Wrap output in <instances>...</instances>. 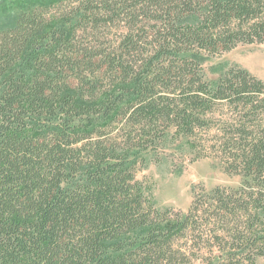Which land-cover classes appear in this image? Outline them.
<instances>
[{
	"label": "trees",
	"instance_id": "trees-1",
	"mask_svg": "<svg viewBox=\"0 0 264 264\" xmlns=\"http://www.w3.org/2000/svg\"><path fill=\"white\" fill-rule=\"evenodd\" d=\"M116 19L119 52L86 41ZM240 43H264V0H0V264H199L177 242L213 222L206 264L264 257V82L203 70ZM200 131L241 185L158 209L137 170Z\"/></svg>",
	"mask_w": 264,
	"mask_h": 264
},
{
	"label": "rangeland",
	"instance_id": "rangeland-1",
	"mask_svg": "<svg viewBox=\"0 0 264 264\" xmlns=\"http://www.w3.org/2000/svg\"><path fill=\"white\" fill-rule=\"evenodd\" d=\"M62 6L63 9L60 10H64V6L68 5ZM125 31V25L121 20L116 19L114 24L89 28L84 37L87 42L100 47L102 45L107 52H119L121 37ZM150 40L145 39L142 42V48ZM140 51L144 53L143 49ZM232 66L244 68L264 82V43H240L229 51L206 56L203 62L205 77L210 81H217ZM227 115L228 112L224 107H216V118L210 123L213 131L222 125ZM257 116L255 122L264 124V115L258 114ZM170 131L172 135L175 132L174 129ZM212 135V132L206 131L198 132L195 137L174 135L166 142L161 141L156 151L158 155L148 160L144 166L139 167L137 177L143 181L148 196L158 209L188 213L195 196L201 205L209 209L212 201L207 195L215 188L232 189L241 185L242 176L228 173L226 171L227 162L222 155L207 147V140L209 144L213 140ZM195 141H202V143L195 146ZM234 222L240 232L244 234L248 232L245 220L240 219L239 224L237 219L232 220V223ZM224 226L225 222L205 223L206 234L198 236L197 232L194 236H182L177 245L182 250L192 245L193 252H197L200 258L199 264H206L212 256L211 251L214 244H218L215 236L220 235ZM235 227L230 224L226 228L234 229ZM225 237L229 240L232 238V236ZM252 264H264V257H258Z\"/></svg>",
	"mask_w": 264,
	"mask_h": 264
}]
</instances>
